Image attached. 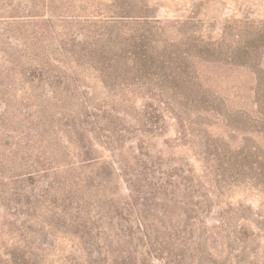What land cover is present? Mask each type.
Wrapping results in <instances>:
<instances>
[{"label":"rangeland","instance_id":"374dc122","mask_svg":"<svg viewBox=\"0 0 264 264\" xmlns=\"http://www.w3.org/2000/svg\"><path fill=\"white\" fill-rule=\"evenodd\" d=\"M122 9L133 17L113 16ZM64 12L71 15L62 17ZM263 16L264 0H0V74L21 59L40 62L51 76L35 83L19 74L2 77L14 80L16 89L26 87L10 94L12 126L30 103H43L36 116L49 125L51 146L72 151L71 125L94 113L99 123L89 124V137L96 141L103 128L114 129L125 139L114 160L124 164L143 106L159 109L161 133H155L152 151L165 167L193 168L211 184L210 196L233 205L229 212L213 207L207 226L229 233L245 222L253 233L248 256L264 264V133L256 131L258 105L264 104ZM136 42L141 51L133 50ZM139 51L143 58L134 62ZM125 55L132 60L109 62ZM34 111L26 114L30 122ZM253 146L258 154L247 150ZM242 149L249 157L236 163ZM114 188V196H125L124 184L117 181ZM50 236L42 231L36 240L46 245Z\"/></svg>","mask_w":264,"mask_h":264},{"label":"trees","instance_id":"16d2710c","mask_svg":"<svg viewBox=\"0 0 264 264\" xmlns=\"http://www.w3.org/2000/svg\"><path fill=\"white\" fill-rule=\"evenodd\" d=\"M123 10H115L113 16L133 17ZM69 15L64 12L62 17ZM42 18L45 22L51 19ZM131 46L141 51L143 44ZM258 46L264 50V22L260 23ZM140 51L139 55L133 52L134 62L142 60ZM121 58L132 60L125 55L109 62L120 65ZM11 63V72L0 74V101L4 103L0 112V196L8 194L0 203V264H259L256 255L248 256V239L253 233L244 227L245 222L229 233L206 224L213 207L220 205L229 212L235 210L233 205L224 204L221 196H210L211 184H203L193 168L183 164L165 167L161 154L152 151L155 133H161L159 109L143 106L134 127L137 134L132 136L134 150L126 152L124 164L114 160L125 149L124 137L114 129L103 128L102 138L96 141L89 137V124L99 123L94 113L73 122L72 151H61L51 146L49 125L36 116L43 103H30L12 126L16 114L11 111L10 94L24 93L26 87L16 89L14 80L4 82L2 77L19 74L35 83L50 81L51 76L40 62L23 64L15 59ZM258 107L256 131L260 134L264 133V104ZM33 110L30 122L26 114ZM87 119L93 122L86 123ZM96 142L103 147L96 148ZM257 149L247 148L258 154ZM245 151L238 156L242 160H233L244 163L249 157L248 152L243 156ZM117 181L125 185V196H114ZM42 231L51 235L46 245L36 240Z\"/></svg>","mask_w":264,"mask_h":264}]
</instances>
